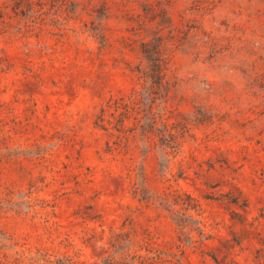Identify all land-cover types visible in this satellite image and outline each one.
Segmentation results:
<instances>
[{
    "label": "rangeland",
    "instance_id": "rangeland-1",
    "mask_svg": "<svg viewBox=\"0 0 264 264\" xmlns=\"http://www.w3.org/2000/svg\"><path fill=\"white\" fill-rule=\"evenodd\" d=\"M156 45L177 148L131 129ZM137 95L111 136L102 109ZM134 255L264 264V0H0V264Z\"/></svg>",
    "mask_w": 264,
    "mask_h": 264
},
{
    "label": "trees",
    "instance_id": "trees-1",
    "mask_svg": "<svg viewBox=\"0 0 264 264\" xmlns=\"http://www.w3.org/2000/svg\"><path fill=\"white\" fill-rule=\"evenodd\" d=\"M207 37L208 38L206 39V41L208 40L207 42H209L211 40V44L213 45V47L218 43V40L215 37H210L209 35H207ZM155 47H157L156 53L158 55H155L154 52L149 51V57L148 58H149V61L151 62V65L149 66V69L141 72L142 77L147 79L146 85L143 86L144 90L149 91L151 93V94H148L146 92L147 93L146 99H148L149 104H148V107L145 109V113L143 116H140L141 115L139 113L140 111L138 112L139 113L138 116L137 115L135 116V120H136L135 121V127H132L131 129H133V128L135 129L137 127V125L141 124L140 126L142 128L143 138L145 136V137H147V139H151L149 136V133L155 132L157 125L159 124L160 125L159 134H161L164 137L163 142L169 140V141H171V144H174V145H170V146L177 148L178 147V144L176 142L177 136L175 134L176 128L178 125L177 122L171 123V121L169 119L172 118V116L163 117L162 115H159L158 113H155L153 111V105L155 104L156 99L158 98V97L154 96L153 94L154 93H160L161 91H163L165 93L160 98L167 97L169 90L173 85L172 82L170 81V79L167 78V76L169 74L168 73V61L165 57H163L162 55L159 54L160 51L158 49L159 48L158 45H156ZM142 93H140V94L142 95ZM141 102L142 101L140 100V98H138V95L135 96L134 99H132L131 104L124 102V98L114 100L113 102L109 103V105H108L109 108H113V110L110 112L111 118L107 119L105 116L107 111L105 108L102 109V114L99 115L100 122H101L100 126L102 128H104L105 130H107L111 136H114L115 133L112 130V128H118L119 129V127H117V125H119V124H117L119 121L121 122V124L124 127V120H125L124 118L128 115V110L130 108H136L137 105L139 106V104ZM115 121H117V123ZM107 124H109V125H107ZM118 137H120V136H118ZM121 142H122V138L120 139V143ZM166 146H169V145H167V143H163L161 149H166ZM167 193L168 192H166V195H167ZM132 232L135 233V235H138L136 233V229H134V226H132ZM200 232L202 233L203 231H201V229H200ZM126 241H129L130 245L136 244V241L130 232L129 233L115 232L113 234L112 239H111V244L118 251V250H121V246H122V244H124L123 242H126ZM142 241L144 242L143 244H145L147 246L146 248L149 252L155 253L158 251L154 246L155 242L152 240V237L150 236V234H146L145 236H143ZM146 259L147 258H145L141 255H139V256L134 255L132 257L133 262L135 263V261L137 260L139 262V264H143ZM123 262H125V261H123ZM68 263L69 264H76L70 258L68 259ZM105 263L106 264H115L116 261L114 263V261L109 259ZM116 264H118V263H116Z\"/></svg>",
    "mask_w": 264,
    "mask_h": 264
}]
</instances>
